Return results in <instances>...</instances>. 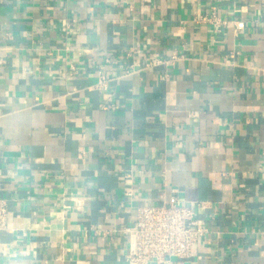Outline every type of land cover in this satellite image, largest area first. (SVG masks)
I'll list each match as a JSON object with an SVG mask.
<instances>
[{"label": "crops", "instance_id": "obj_1", "mask_svg": "<svg viewBox=\"0 0 264 264\" xmlns=\"http://www.w3.org/2000/svg\"><path fill=\"white\" fill-rule=\"evenodd\" d=\"M0 195V264H129L169 202L205 233L150 264H264V0H0Z\"/></svg>", "mask_w": 264, "mask_h": 264}, {"label": "built area", "instance_id": "obj_2", "mask_svg": "<svg viewBox=\"0 0 264 264\" xmlns=\"http://www.w3.org/2000/svg\"><path fill=\"white\" fill-rule=\"evenodd\" d=\"M198 25H226L227 21L218 14L217 7L200 15ZM237 30L245 28L244 21L235 23ZM178 60L175 53L167 63ZM161 60L155 59L151 64ZM108 81L101 77L99 86L106 87ZM9 230V202L0 195V239ZM130 240L127 256L129 264L163 263L170 258L184 260L190 257L194 244L204 235L202 222L196 218L192 208L169 202L158 206H140L132 226L122 230Z\"/></svg>", "mask_w": 264, "mask_h": 264}]
</instances>
